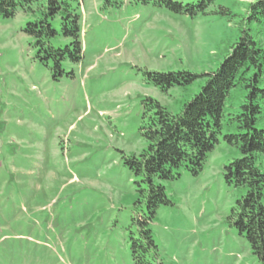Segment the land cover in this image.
<instances>
[{
  "label": "rangeland",
  "instance_id": "rangeland-1",
  "mask_svg": "<svg viewBox=\"0 0 264 264\" xmlns=\"http://www.w3.org/2000/svg\"><path fill=\"white\" fill-rule=\"evenodd\" d=\"M253 1L215 0L210 9L225 13L192 18L136 0H72L84 57L65 60L72 73L58 79L24 31L29 17H0V264H135L132 218L145 205L125 157L147 146L143 99L179 111L205 82L164 92L145 72L216 69ZM237 156L221 139L199 175L182 168L163 182L172 203L150 224L147 260L264 264L229 219L238 193L224 167Z\"/></svg>",
  "mask_w": 264,
  "mask_h": 264
},
{
  "label": "trees",
  "instance_id": "trees-1",
  "mask_svg": "<svg viewBox=\"0 0 264 264\" xmlns=\"http://www.w3.org/2000/svg\"><path fill=\"white\" fill-rule=\"evenodd\" d=\"M192 18L218 12L210 9L215 0H136ZM125 0H104L107 7H121ZM79 6L72 0H0V17L12 18L22 10L29 20L24 31L35 40L37 56L51 62L53 77L66 72L63 62L83 60L82 24ZM239 35L216 69L197 74L189 70L146 71V80L167 92L189 87L200 77L204 84L179 111L158 100L143 99L140 128L147 146L138 155L125 157L136 178L145 210L132 218L137 235L132 239L135 264H152L146 256L156 250L150 224L161 205L171 204L164 181L178 178L181 169L199 175L210 152L224 140L239 156L224 167L226 183L238 193L229 216L244 235L254 255L264 260V0H255L241 16ZM68 39L64 46L55 40Z\"/></svg>",
  "mask_w": 264,
  "mask_h": 264
}]
</instances>
